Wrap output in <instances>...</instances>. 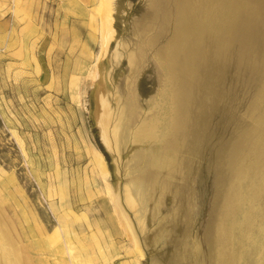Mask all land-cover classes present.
I'll return each mask as SVG.
<instances>
[{
	"label": "rangeland",
	"instance_id": "374dc122",
	"mask_svg": "<svg viewBox=\"0 0 264 264\" xmlns=\"http://www.w3.org/2000/svg\"><path fill=\"white\" fill-rule=\"evenodd\" d=\"M224 1L0 0V264H264V0Z\"/></svg>",
	"mask_w": 264,
	"mask_h": 264
},
{
	"label": "bare ground",
	"instance_id": "6f19581e",
	"mask_svg": "<svg viewBox=\"0 0 264 264\" xmlns=\"http://www.w3.org/2000/svg\"><path fill=\"white\" fill-rule=\"evenodd\" d=\"M224 1V0H223ZM239 1V0H238ZM223 3H225V5H227L228 3H227V1H224ZM239 7V6H238ZM237 8V7H236ZM189 17V16H188ZM182 18V17H181ZM192 26V25H191ZM193 27V26H192ZM196 36V35H195ZM172 45H173V48H174V50H177V48H178V46L176 45V44H173L172 43ZM180 45V44H179ZM170 47V46H169ZM173 50V51H174ZM132 55V54H131ZM131 57V56H130ZM133 58V57H132ZM168 66V65H167ZM102 114H103V112H102ZM108 120H109V118H108ZM151 128V127H150ZM150 128H148L147 127V129H143V133H144V135H150V136H152V132H153V130H150ZM117 129V128H116ZM119 131V130H118ZM114 133H116V132H114Z\"/></svg>",
	"mask_w": 264,
	"mask_h": 264
},
{
	"label": "crops",
	"instance_id": "0c3cea01",
	"mask_svg": "<svg viewBox=\"0 0 264 264\" xmlns=\"http://www.w3.org/2000/svg\"><path fill=\"white\" fill-rule=\"evenodd\" d=\"M26 1H28V4H29V6L30 5H32V2L33 1H36V2H38V1H40V0H26ZM59 1V0H58ZM52 2H54V0H42V3H46L47 4V6H48V4H51ZM62 2V1H61ZM50 10V9H49ZM26 12H30L31 13V16H32V8L31 7H27V10H26ZM48 12H46V14H47ZM67 16V15H66Z\"/></svg>",
	"mask_w": 264,
	"mask_h": 264
}]
</instances>
